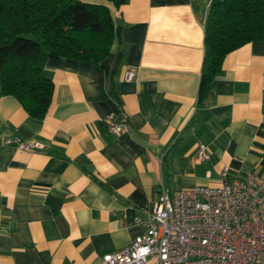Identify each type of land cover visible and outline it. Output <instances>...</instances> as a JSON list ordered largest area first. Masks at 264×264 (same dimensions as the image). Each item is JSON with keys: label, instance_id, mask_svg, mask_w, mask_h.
Listing matches in <instances>:
<instances>
[{"label": "crops", "instance_id": "1", "mask_svg": "<svg viewBox=\"0 0 264 264\" xmlns=\"http://www.w3.org/2000/svg\"><path fill=\"white\" fill-rule=\"evenodd\" d=\"M81 1L109 9L108 55L42 56L53 92L41 119L0 94V264H103L145 230L162 187L216 186L224 167L264 177V39L225 56L200 106L207 0ZM110 113L130 129L108 132ZM199 143L209 159L196 163Z\"/></svg>", "mask_w": 264, "mask_h": 264}, {"label": "trees", "instance_id": "2", "mask_svg": "<svg viewBox=\"0 0 264 264\" xmlns=\"http://www.w3.org/2000/svg\"><path fill=\"white\" fill-rule=\"evenodd\" d=\"M119 7L127 0H109ZM197 104L202 105L225 56L264 39V0H211ZM113 20L104 4L81 0H0V94L16 97L33 117L43 118L53 83L42 56L101 62L113 41Z\"/></svg>", "mask_w": 264, "mask_h": 264}, {"label": "built area", "instance_id": "3", "mask_svg": "<svg viewBox=\"0 0 264 264\" xmlns=\"http://www.w3.org/2000/svg\"><path fill=\"white\" fill-rule=\"evenodd\" d=\"M207 0L200 22L205 21ZM127 67L125 80L135 77ZM106 130L126 133V113L101 117ZM33 151L38 144L20 137H4ZM209 159L207 146L199 143L194 162ZM216 186L193 185L169 191L162 187L145 230L132 241L102 257L103 264H264V177L247 173L242 180L220 171Z\"/></svg>", "mask_w": 264, "mask_h": 264}]
</instances>
